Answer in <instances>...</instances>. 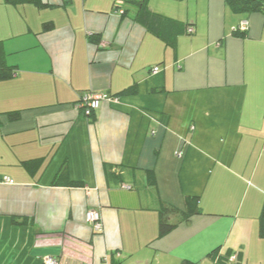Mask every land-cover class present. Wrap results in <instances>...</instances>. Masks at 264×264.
<instances>
[{"label": "crops", "instance_id": "obj_1", "mask_svg": "<svg viewBox=\"0 0 264 264\" xmlns=\"http://www.w3.org/2000/svg\"><path fill=\"white\" fill-rule=\"evenodd\" d=\"M41 2L0 0L14 67L0 80V264H264V12L148 0L184 24L169 46L132 5ZM88 92L109 96L90 117ZM63 169L84 185L55 184ZM188 195L202 213L169 212L177 225L161 236V209Z\"/></svg>", "mask_w": 264, "mask_h": 264}, {"label": "trees", "instance_id": "obj_2", "mask_svg": "<svg viewBox=\"0 0 264 264\" xmlns=\"http://www.w3.org/2000/svg\"><path fill=\"white\" fill-rule=\"evenodd\" d=\"M8 2H14V0H6ZM36 4L39 6H44L46 4H43L41 0H33ZM69 0H64V2H67ZM227 4L233 9L235 12L243 13V12H251V11H262L264 12V0H226ZM132 5L130 6L132 11L133 18L140 22L142 25L145 26V28L148 31L153 32L158 37L162 38L167 45L169 46H175V42L171 39V34L173 28L177 25L183 26V23H180L179 21L166 16L160 12L153 11L148 6V0H117L115 2V7L119 10L122 9V14L125 13V10L123 9L124 5ZM48 5V4H47ZM129 11H127L128 13ZM190 23L187 24V31L189 32V28H191ZM53 28L52 23H45L44 29L49 30ZM91 42L95 43L99 48L102 45V37L100 34L91 35L90 36ZM14 67L9 65L6 61V54L3 47V44L0 42V80H4L7 78H10L12 76ZM135 88L127 89L124 92L130 93L131 91H134ZM12 118H17L19 116V111H14L12 113ZM93 116V114H92ZM90 117V116H89ZM113 166L108 165V179L110 181V178L113 177L114 180H117L118 178H122L123 171L120 170L118 174L115 172H112ZM146 174L147 181L150 185H155V175L153 171L146 170L143 171ZM117 180L116 182H118ZM55 184L60 185H67V186H83V182L80 181H72L67 173L66 169H63L59 175L56 178ZM119 184H123L122 181ZM118 184V185H119ZM126 188H133L131 185H124ZM177 212L181 216L182 221H188L192 216L201 214V200L199 196L195 195H188L185 197V208L183 210L173 207V206H165L161 209L162 219L160 222V235H166L169 233L177 224L170 223L168 221V218H166V215L169 212ZM14 222H18L16 218L13 219ZM261 235L264 236V203L261 211ZM112 264H120L119 261L115 260Z\"/></svg>", "mask_w": 264, "mask_h": 264}, {"label": "built area", "instance_id": "obj_3", "mask_svg": "<svg viewBox=\"0 0 264 264\" xmlns=\"http://www.w3.org/2000/svg\"><path fill=\"white\" fill-rule=\"evenodd\" d=\"M243 26H246V22H243ZM189 31H193L192 28H189ZM160 71V67H155L153 69V73H158ZM109 96L107 94L96 93V92H88L82 98V106L83 111L86 116H92L96 108L99 106L101 100L108 99ZM5 180L9 183H13L12 179L6 177ZM86 221L91 224L93 230L97 233L103 231V223L101 220V215L98 210L90 209L86 213ZM45 264H59L57 258L53 256H48L45 259Z\"/></svg>", "mask_w": 264, "mask_h": 264}, {"label": "rangeland", "instance_id": "obj_4", "mask_svg": "<svg viewBox=\"0 0 264 264\" xmlns=\"http://www.w3.org/2000/svg\"><path fill=\"white\" fill-rule=\"evenodd\" d=\"M117 1V0H116Z\"/></svg>", "mask_w": 264, "mask_h": 264}]
</instances>
